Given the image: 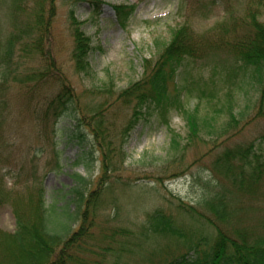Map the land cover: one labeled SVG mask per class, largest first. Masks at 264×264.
<instances>
[{
  "label": "rangeland",
  "instance_id": "1",
  "mask_svg": "<svg viewBox=\"0 0 264 264\" xmlns=\"http://www.w3.org/2000/svg\"><path fill=\"white\" fill-rule=\"evenodd\" d=\"M203 2L99 0L96 9L88 1L53 0L51 8V0H0L1 49L13 33L24 38L31 35L27 24L41 3L44 16L51 15L45 58H25L23 52L20 58L15 52L5 81L0 76V188L4 192L12 188L13 194L23 190L19 187L25 180L42 181L46 205L60 214L55 230L61 233L62 226L68 227L52 260L64 245L61 264L168 261L186 251L188 239L202 234L213 237V223L222 227L209 219L211 215L200 204L219 191L226 192L233 211L228 224L235 221L258 230L264 219V172L246 194L213 168L214 159L233 146L252 143L264 157V109L258 107V86L250 77L241 82L240 74L233 72L235 60L226 51L211 48L202 59L186 58L177 73L182 106L198 111L199 136L189 134L183 113L175 107L166 112V121L150 108L134 128L122 134L133 108L119 93L143 77L145 60L156 61L172 29L185 24L193 35L213 42L244 31L240 17L251 7L249 0H230L226 13L224 0L211 3L210 11ZM133 3L135 10L123 27L113 7ZM69 11L92 40L91 78L76 74L73 68ZM257 17L264 23V7ZM33 71L43 72V79L23 82ZM60 84L74 91L77 112L75 117L67 112L51 133H45L37 110ZM228 90L235 116L230 122ZM97 126L95 136L91 127ZM173 133L179 140L177 150L170 147ZM107 142L110 149L104 147ZM75 174L86 181L79 207L72 195ZM157 211L170 216L177 235L152 232L148 216ZM15 227L11 201L1 197L0 230L12 232ZM80 227L81 232L86 227L87 233H76V240L66 242Z\"/></svg>",
  "mask_w": 264,
  "mask_h": 264
},
{
  "label": "trees",
  "instance_id": "2",
  "mask_svg": "<svg viewBox=\"0 0 264 264\" xmlns=\"http://www.w3.org/2000/svg\"><path fill=\"white\" fill-rule=\"evenodd\" d=\"M72 1H88L94 5L93 7L98 6L99 3V0ZM184 1L187 0H181V2ZM203 1L204 8L210 11V8L212 9L211 3L215 0ZM224 2L226 13L230 8V0H224ZM248 3L251 4V7L247 8L246 13L240 17L241 23L244 25V31L238 37L232 33L228 38L221 37L213 42L214 40L204 36L193 35L185 24L171 30V37L168 42L163 44L156 61L151 64L149 60H145L143 77L130 83L119 93V97L131 104L133 108L131 117L122 130L123 137L134 128L141 116L150 108L158 110L163 121H166V112L173 107L178 108L183 113L189 134L194 135V137L199 136L198 111L196 109L186 110L182 106L181 88L176 84V77L186 58L202 59L211 48L224 50L232 56L237 66L233 72L237 75L240 74L241 82H244L248 77L254 78L259 92L258 107L259 110L264 109V23L257 17V13L264 7V0H249ZM39 6L40 8L33 14V20L27 24L31 35L24 38L20 33H13L5 41V47L0 48V76L2 81H5L6 75L9 73V65L12 63L15 52L19 54L20 58H22L20 52H23L25 58L31 55L45 58L44 48L50 34L51 15L44 16L42 3ZM52 7L53 0H51ZM113 9L118 22L125 27L129 17L135 10V5H115ZM69 20L73 37L71 50L73 68L76 74L91 78L93 76L89 62V56L93 50L91 37L82 30L81 22L74 18L73 11H69ZM15 43H18V45L15 46ZM14 66H16V62ZM13 71L16 72V70ZM247 71H249V74H247ZM42 73L40 71L30 72L24 76L25 78L22 81L38 80L40 82L43 79ZM48 76L49 73L46 74V77ZM225 94L228 104L226 111L229 117L227 122H230L235 120L230 90ZM74 96L75 93L70 87L60 84L55 95L44 101L42 109L38 108V120L43 123L45 133H47V130L51 133L56 121L67 112L75 117L77 104ZM2 122L3 117H0V131L2 130ZM94 124L96 123L94 122ZM98 129H100L98 126L91 127V131L95 136H98ZM0 137L3 139V134H0ZM170 141L171 149L177 150L179 140L174 133ZM104 147L110 149V143L107 142ZM103 156L108 157L107 153ZM213 168L219 171L218 173L222 175L224 180L229 182L230 186L249 194L262 178L264 157L262 153L257 152L252 143L244 147L242 145L233 146L223 150L214 159ZM74 178L77 185L73 189L72 195H76L77 207H79L84 197L86 181L79 174H75ZM14 184L17 183H13L12 186ZM22 184L19 188L23 190H15L13 194L14 189L12 188H8L9 190L5 192L1 191L0 188V198H9L11 201L16 226L12 232L0 230V264L63 263L61 254L64 245L55 259L52 260V256L55 254L56 247L62 243L63 230H67L68 227L62 226L61 233L55 230L54 227L59 224L60 214L52 206L46 205L41 180L37 181L32 178L29 182L25 180ZM88 199L90 200V198ZM200 204L212 216H209L210 220H216L225 228L215 227V223H213L216 232L213 237L209 238L208 235L202 234L192 240L188 239L187 234L179 232L180 236L188 239V244L185 247L186 251L163 263L150 264H264V219L258 230L256 227L251 229L239 226L235 221L228 224L227 218L233 215V211L224 191L210 194L203 198ZM190 208L195 211L194 208ZM148 218L152 232L178 234L170 216L157 211L153 215H149ZM204 218L208 221L206 217ZM81 229L82 227L79 228V232H74L66 242L76 240V233L79 235L87 233L84 232L86 227H84L83 232H81ZM70 243H68L69 246ZM202 245L204 246L201 247Z\"/></svg>",
  "mask_w": 264,
  "mask_h": 264
}]
</instances>
